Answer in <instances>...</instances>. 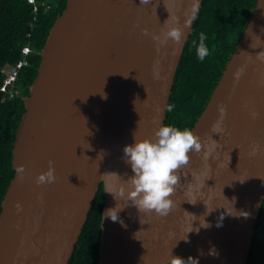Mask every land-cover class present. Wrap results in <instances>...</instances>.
<instances>
[{
  "label": "water",
  "instance_id": "water-1",
  "mask_svg": "<svg viewBox=\"0 0 264 264\" xmlns=\"http://www.w3.org/2000/svg\"><path fill=\"white\" fill-rule=\"evenodd\" d=\"M194 2L66 0L22 97L14 175L1 200L0 264H68L100 184L97 264H170L171 255L198 257V264H246L264 202V0H256L191 128L202 147L176 170L172 210L166 216L138 211L127 197L132 172L123 146L134 134L152 137L164 123ZM177 22L180 41L153 39ZM50 166L54 180L37 183ZM121 184L124 197L105 191ZM116 204L123 223L104 215Z\"/></svg>",
  "mask_w": 264,
  "mask_h": 264
},
{
  "label": "trees",
  "instance_id": "trees-1",
  "mask_svg": "<svg viewBox=\"0 0 264 264\" xmlns=\"http://www.w3.org/2000/svg\"><path fill=\"white\" fill-rule=\"evenodd\" d=\"M255 3L256 0H202L175 71L164 123L192 128L234 51ZM65 4L66 0H34V3L0 0V87L17 62L23 61L13 82L5 91L0 89V211L1 200L14 175L11 151L24 111L22 97L28 95V87L40 63L39 51ZM200 33L205 34L209 48V54L203 60H199L195 52ZM25 46L29 48L26 54L23 53ZM169 105L173 106L171 110ZM103 202L100 184L68 264H97ZM263 209L264 202L254 226L246 264L254 261L255 238Z\"/></svg>",
  "mask_w": 264,
  "mask_h": 264
},
{
  "label": "clouds",
  "instance_id": "clouds-1",
  "mask_svg": "<svg viewBox=\"0 0 264 264\" xmlns=\"http://www.w3.org/2000/svg\"><path fill=\"white\" fill-rule=\"evenodd\" d=\"M197 11L198 0H195L190 14L184 21L185 26L190 25L192 20L196 18ZM181 36L182 28L177 22L167 27L161 35H153V39L163 44L168 38L180 41ZM205 40V34L200 33L199 43L195 49L199 60H203L209 54V48ZM241 71L242 69L236 73L237 77H239ZM168 107L171 110L173 106L169 105ZM219 111L221 113L220 118L212 129L213 132L217 133L222 131L221 122L226 110L221 107ZM251 115L254 117L256 113ZM201 147L200 137L192 129L181 128L171 123L159 124L154 129L152 137L137 138L134 134L133 142L125 144L122 152L126 158L125 162L130 166L132 172L126 181L130 185L127 197L133 201L138 211L154 212L159 216H166L172 210L174 204L172 196L179 182V175L176 170L186 165L190 159V153L201 151ZM256 151L257 148L253 147L252 154H255ZM23 170L22 165L17 166V172L20 175L23 174ZM109 173L121 177L115 171ZM54 178V169L50 166L44 174H38L36 182H52ZM105 191L112 193L116 200L117 196H125V189L122 184L116 192L108 189ZM189 202L195 203L196 200ZM120 209L121 207H117L116 204L114 207L107 209L104 215H107L113 221L120 220L118 215ZM120 222L123 223L122 220ZM201 225L208 226L204 219ZM210 254L214 253L210 250ZM170 264H198V257L190 255L185 259L181 256L171 255Z\"/></svg>",
  "mask_w": 264,
  "mask_h": 264
},
{
  "label": "rangeland",
  "instance_id": "rangeland-1",
  "mask_svg": "<svg viewBox=\"0 0 264 264\" xmlns=\"http://www.w3.org/2000/svg\"><path fill=\"white\" fill-rule=\"evenodd\" d=\"M254 247L255 256L253 264H264V211L261 217L260 228L255 238Z\"/></svg>",
  "mask_w": 264,
  "mask_h": 264
},
{
  "label": "built area",
  "instance_id": "built-area-1",
  "mask_svg": "<svg viewBox=\"0 0 264 264\" xmlns=\"http://www.w3.org/2000/svg\"><path fill=\"white\" fill-rule=\"evenodd\" d=\"M30 3H34V0H27ZM29 52V48L27 46L23 47V53H28ZM22 60H19L16 64V67L14 69H12L10 71V73L7 75V77L4 79V82L2 84V86L0 87L1 90L5 91L6 90V86L8 84H10L11 82H13V80L15 79L17 72H18V68L21 67L22 64Z\"/></svg>",
  "mask_w": 264,
  "mask_h": 264
}]
</instances>
